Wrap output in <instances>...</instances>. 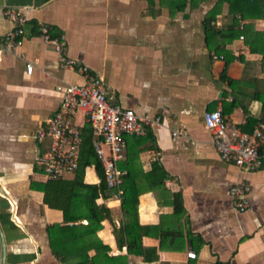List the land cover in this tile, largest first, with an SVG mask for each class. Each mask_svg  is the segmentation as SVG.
Instances as JSON below:
<instances>
[{"label": "crops", "instance_id": "0c3cea01", "mask_svg": "<svg viewBox=\"0 0 264 264\" xmlns=\"http://www.w3.org/2000/svg\"><path fill=\"white\" fill-rule=\"evenodd\" d=\"M191 1L0 0V264H264V165L249 171L224 161L204 125L205 112L221 110L233 126L253 133L263 119L262 103L252 89H231L222 75L254 79L246 70L258 69L262 56L237 40L227 46L236 58L227 64L209 49L202 25L219 0ZM9 7L27 19L24 43L15 49L3 43L14 29L5 15ZM42 25L63 40L67 57L103 78L112 103L141 118H160L146 135L126 136L120 162L128 185L142 191L136 223L124 211L123 194L116 199L110 188L96 199L111 213L97 236L84 206L74 204L68 222L63 210L45 203L50 179L42 156L50 141L39 144L36 135L61 108L58 87L84 78L61 67ZM254 25L264 31V19ZM84 181L100 185L94 166ZM234 185L248 189L245 212L235 208ZM131 223L142 233L139 253L129 252L126 233L120 243L115 234Z\"/></svg>", "mask_w": 264, "mask_h": 264}, {"label": "built area", "instance_id": "2783aa9c", "mask_svg": "<svg viewBox=\"0 0 264 264\" xmlns=\"http://www.w3.org/2000/svg\"><path fill=\"white\" fill-rule=\"evenodd\" d=\"M5 15L14 24V29L4 36L3 43L10 49L19 48L24 43L26 16L22 10L12 7L6 8ZM40 31L44 42L53 45L59 53L61 67L64 70L78 69L84 78L82 84L58 87L63 94L61 108L36 135L39 144L50 141L48 150L42 156L44 172L48 179L59 180L78 170L83 144L82 127L88 123L98 137L94 147L105 171L108 188L115 191L116 199H120L128 175L127 170L120 167V162L125 159L126 136L146 135L148 126L159 123L160 118H141L135 111L112 103L103 78L67 57L63 40L53 36L49 26L42 25ZM32 71L33 64L28 63L27 72L31 74ZM79 114L83 116L84 125L76 123ZM204 125L224 161L249 171L263 167L264 121L253 133L247 134L241 127H235L226 120L221 110H215L205 112ZM103 145L109 149L108 154ZM247 191L246 187L239 185L232 186L230 190L235 208L240 212H245L249 207ZM189 257L196 258L197 255L190 252Z\"/></svg>", "mask_w": 264, "mask_h": 264}, {"label": "trees", "instance_id": "16d2710c", "mask_svg": "<svg viewBox=\"0 0 264 264\" xmlns=\"http://www.w3.org/2000/svg\"><path fill=\"white\" fill-rule=\"evenodd\" d=\"M195 1L196 0L191 1L192 6ZM225 4L229 5V13L223 18V23L218 24L219 14ZM263 19L264 0H219L216 6L206 14L202 22L206 44L211 51H214L218 56L224 57L227 64L236 59L232 56V52L227 49V46L233 44L237 40H241V37H243L244 43L249 46L252 53L262 56L258 63L259 68L257 70L253 68L246 70L249 73L257 75L254 79L245 77L241 80H234L228 78L226 72L222 75V79L228 82L231 89L243 91L244 89L249 88L254 90L252 91V97L262 103V121H264V78L259 79L258 75L260 73L264 74V31L256 30L254 22ZM235 103L236 102H233L232 106H235ZM248 123L253 124L251 119H248ZM82 137V151L75 179L72 181H65L64 179L49 180L44 186L45 203L51 208L63 210L68 222L72 221V218L69 216V214L73 212V208L71 207L78 204L82 207L84 206L87 212L85 216L89 220L88 228L94 232L95 236H97L98 232L103 227L102 222L105 219L111 218V213L108 208L96 204V199L99 197L100 193L103 194L108 190V185L105 171L94 147L96 134L90 124L87 123L82 128ZM92 166L95 167L97 174L101 179L99 186L89 185L84 181L86 169ZM127 178L128 175L124 180L127 183V186L126 183L123 186V208L125 212L131 211L133 223H136L138 215V200L142 191L134 188L132 184L130 187ZM65 200H69L68 206L64 205ZM178 201L177 198V211L181 207L179 206ZM133 223L126 225L125 228L122 227L120 230L115 229V234L119 243L120 234L126 233L125 242L127 243L131 254L139 253V248L142 247V233L136 234L134 226H131ZM52 248L56 254L59 256L61 255V253L57 251L53 242ZM102 248L105 252L109 250V247L106 246H102ZM63 259H65V257ZM77 264L88 263L85 260H82Z\"/></svg>", "mask_w": 264, "mask_h": 264}, {"label": "rangeland", "instance_id": "374dc122", "mask_svg": "<svg viewBox=\"0 0 264 264\" xmlns=\"http://www.w3.org/2000/svg\"><path fill=\"white\" fill-rule=\"evenodd\" d=\"M223 18H219V21H221V24L223 23ZM254 24H255V22H254ZM255 26V25H254ZM257 69V68H256ZM260 71V70H259ZM76 123L78 124V125H82V115L81 114H79L78 115V117L76 118ZM46 147V146H45ZM103 149H104V151L108 154L109 153V149L106 147V146H104L103 145Z\"/></svg>", "mask_w": 264, "mask_h": 264}]
</instances>
